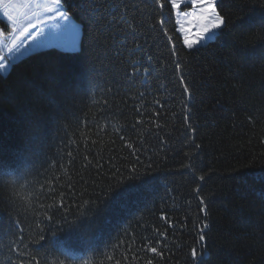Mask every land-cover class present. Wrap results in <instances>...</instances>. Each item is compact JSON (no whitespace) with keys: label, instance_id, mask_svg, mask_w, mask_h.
I'll return each instance as SVG.
<instances>
[{"label":"trees","instance_id":"trees-1","mask_svg":"<svg viewBox=\"0 0 264 264\" xmlns=\"http://www.w3.org/2000/svg\"><path fill=\"white\" fill-rule=\"evenodd\" d=\"M62 5L78 49L0 73V264H264V0L192 49L169 0Z\"/></svg>","mask_w":264,"mask_h":264},{"label":"rangeland","instance_id":"rangeland-1","mask_svg":"<svg viewBox=\"0 0 264 264\" xmlns=\"http://www.w3.org/2000/svg\"><path fill=\"white\" fill-rule=\"evenodd\" d=\"M169 1L171 2V0ZM216 1L214 0L215 3ZM177 3L179 8L174 10L179 31L182 24L187 26L188 17L183 13H191L194 9L190 0L187 2L186 0H177ZM5 5L8 6L5 7ZM48 8L54 10L49 12ZM60 10L64 11L63 7ZM195 11H198V8ZM9 17L11 18L9 19ZM47 17H53V19H47ZM38 20H43L44 23H38ZM34 24L37 25V28L32 27ZM77 27V23L71 17L61 19L56 16L52 0H3V3H0V54L6 48L10 50V53L6 56L1 55L6 58L3 60L6 67L0 69V73H7L12 63L41 49L54 47L60 50L76 51L79 47ZM179 32L182 41H184L185 33ZM32 35L35 36L34 39L26 40ZM189 36L195 40L196 32L189 33ZM16 43L19 45V51L13 48V44ZM203 43L196 44L193 48Z\"/></svg>","mask_w":264,"mask_h":264},{"label":"snow or ice","instance_id":"snow-or-ice-1","mask_svg":"<svg viewBox=\"0 0 264 264\" xmlns=\"http://www.w3.org/2000/svg\"><path fill=\"white\" fill-rule=\"evenodd\" d=\"M157 3H160V0H156ZM187 2V0H186ZM192 4V8L194 9L193 12L191 13H183L184 16L188 17L187 20V26L181 25L179 31L185 33L184 35V45L188 49H192L194 45L203 43V42H213L214 39L216 38L217 30L221 29L223 24H224V19L223 17L217 12V8L215 6L214 0H190ZM0 3H3V0H0ZM52 3L55 5V12L56 16L60 17L61 19H69L67 16V13L64 11H61L60 9L62 8V0H52ZM172 7L179 8V4L177 3V0H171ZM8 5H5L7 7ZM127 7V6H125ZM198 8V11H195V9ZM53 8H48V11L51 12L53 11ZM11 17H9L10 19ZM47 19H53V17H47ZM38 23H44L43 20H38ZM33 28H37V25H32ZM40 31L39 29H37ZM27 31V30H26ZM193 31L196 32V39H191L189 36V33H192ZM171 40V37H169ZM16 51H19V45L16 46L15 48ZM173 56L177 55L175 51H173ZM6 59L5 57H0V69H4L6 65L3 63V60ZM176 71L181 72V65L179 63L176 64ZM180 83L184 85L183 92L184 93H189V88L186 85V81L183 77V74L180 76ZM190 98V97H189ZM188 114H187V106H186V115L185 119L188 120ZM123 139V137H121ZM128 148L132 149L134 148L133 145L128 144ZM197 148H199V145H196ZM133 155L137 156V161L139 160V153L136 151H133ZM132 173L136 172L135 164H133ZM119 173V170H117ZM201 180L204 179V177H200ZM87 203V202H85ZM200 204L204 205L205 201L203 199L200 200ZM61 207H63V201L61 202ZM206 206L201 207L199 211L201 213L206 214ZM164 219V217H161ZM203 223V222H202ZM208 228L207 223H203V226L199 229V241L204 242L206 240V229ZM161 237H164L166 234L165 233H159ZM41 240L44 239L43 236L40 237ZM160 241H156V244L158 245ZM146 249L148 252L155 254V256H162V252L158 249L156 246H152V242L149 241L145 245ZM22 256L23 253H20ZM192 256L193 258L199 259L198 257V252L196 249H193L192 251ZM35 259V258H33ZM23 264V261L21 262ZM37 264L39 262L37 261ZM147 264H153L152 260L149 259L147 261Z\"/></svg>","mask_w":264,"mask_h":264}]
</instances>
